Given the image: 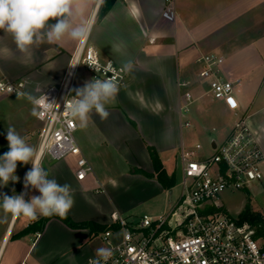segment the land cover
<instances>
[{
	"label": "crops",
	"instance_id": "1",
	"mask_svg": "<svg viewBox=\"0 0 264 264\" xmlns=\"http://www.w3.org/2000/svg\"><path fill=\"white\" fill-rule=\"evenodd\" d=\"M103 2L73 0V23L90 26L86 43L102 61H113L124 69L131 62L132 68L115 99L106 104L110 113L106 120L94 110L87 127L81 128L77 120L82 139V146L78 145L93 172L78 180L73 156L55 162L48 172L61 185L71 186L74 204L67 215L72 221L115 229L112 214L121 216L128 210L122 199H130V205L144 203L165 189L155 174L149 147L155 149L168 176H175L179 145L184 146L177 140L186 128L177 83L189 80L194 95L203 94L206 83L198 77L200 56L224 57L223 77L235 83L236 95L242 98H238L237 113L210 97L204 101L207 96L193 107L194 102L190 112L199 121L206 118L203 113L215 110L218 115L230 112L246 119L264 151V0H175L170 16L164 13L165 0H116L101 14ZM80 44L65 37L60 43L33 45L22 53L12 35L0 30V81L22 82L23 95L37 98L61 83ZM76 74L77 93L91 77L83 65ZM11 96L0 94V103ZM189 122L188 128L195 127L196 122ZM113 152L122 157L116 160ZM119 158L134 166L133 175L121 173ZM31 167L30 163L24 168L17 165L19 180L0 186V193H25L26 201L39 196L38 190L24 188V176ZM41 218L13 217L0 210V264H58V249L81 246H85L84 254L71 264H86L97 256V249L106 248L102 239L96 241L103 232L71 228L56 216L48 219L41 232L19 235Z\"/></svg>",
	"mask_w": 264,
	"mask_h": 264
},
{
	"label": "built area",
	"instance_id": "2",
	"mask_svg": "<svg viewBox=\"0 0 264 264\" xmlns=\"http://www.w3.org/2000/svg\"><path fill=\"white\" fill-rule=\"evenodd\" d=\"M174 2L165 0L166 15L174 14ZM224 62V57L215 54L197 59L198 77L206 83L199 96L194 95L191 81H178L181 114L188 113L192 104L204 96L223 103L230 112H238L235 83L222 74ZM79 65L84 66L91 81L110 79L119 87L128 72L113 61H102L94 47L84 42L74 53L61 83L36 98H44L43 105H35L39 113L36 119L40 164L44 159L53 163L76 157V177L82 181L93 170L74 136L77 120L66 115L68 101L76 96L74 84ZM23 89L22 82L0 81V94L22 96ZM183 125L188 128L191 123L186 121ZM210 148L212 155L201 160L200 144L180 149L182 195L169 212L132 221L112 214L117 227L106 230L101 238L112 251L106 264H264V247L254 237L255 229L222 211L219 204V197L226 190H241L263 179L264 151L259 140L246 119L240 118L231 133L221 143H211Z\"/></svg>",
	"mask_w": 264,
	"mask_h": 264
},
{
	"label": "clouds",
	"instance_id": "3",
	"mask_svg": "<svg viewBox=\"0 0 264 264\" xmlns=\"http://www.w3.org/2000/svg\"><path fill=\"white\" fill-rule=\"evenodd\" d=\"M102 3V0H99ZM73 0H0V30L11 34L18 50L27 53L33 45L39 47L43 43H60L67 37L83 44L90 34V26L81 23L74 25L72 19ZM55 20V23H50ZM126 71L132 68L131 62L125 66ZM119 92V86L112 80L93 79L77 90L76 96L66 105V115L78 119L81 128L87 127L89 114L95 111L101 120H106L110 113L106 104L114 100ZM26 98L33 105H43L44 98L36 99L31 95ZM48 106V105H46ZM32 114L39 115L36 108ZM6 139L9 151L0 156V186L17 182L15 174L17 162L31 164L32 167L24 176V188L38 190L39 196L24 199L25 193L13 195L0 193V210L13 217L24 216L37 219L38 216L65 217L74 204L69 184L57 182L50 178L40 161L42 154L30 146L13 127L7 128ZM97 258L90 259L89 264H106L112 256L107 248L97 249Z\"/></svg>",
	"mask_w": 264,
	"mask_h": 264
},
{
	"label": "rangeland",
	"instance_id": "4",
	"mask_svg": "<svg viewBox=\"0 0 264 264\" xmlns=\"http://www.w3.org/2000/svg\"><path fill=\"white\" fill-rule=\"evenodd\" d=\"M77 74L75 78H77ZM238 98L240 100L242 97L239 96L237 99ZM209 100L210 98L208 97L204 101L208 102ZM202 101H197L193 107L199 105ZM215 102L217 103L218 101ZM33 108L34 105L26 98V95H12L10 99L0 103V145L9 146L6 139L7 128L13 127L18 133H22V137L25 138L30 146L36 147L38 122L32 114ZM191 109L192 107L190 110ZM203 114L206 118L199 121L190 111L188 113H182L183 122L191 120L196 122V124L193 128H184L177 140L178 144L180 140H182L186 149L193 148L195 145L200 144L201 151L199 153V160L212 155V150L210 148L211 143H221L223 138L231 132L238 119H240V117H235L230 112L218 115L216 110ZM74 136L78 144L82 146L81 132L77 130ZM179 147L181 149L180 145ZM113 153L116 160L121 156L117 152ZM119 161L118 168L121 173L133 175L132 173L135 170V168H133L134 166H127L122 158H119ZM17 165L22 168L25 167V164L20 162H17ZM54 165L55 163H51L49 160L45 159L41 163V166L47 171ZM176 167L175 184L171 189H164L163 192L154 195L144 203L130 205L133 203L130 199H122V203L128 210L125 214H122L121 217L129 221L141 219L144 215L155 217L167 213L175 207L182 195L181 182L183 180V175L179 157H177ZM262 172L263 179L261 181L253 182L241 190H226L223 192L219 197V204L222 206L221 210L236 218L246 205L250 204L253 211L260 212L264 216V165L262 167ZM102 193L104 194V192ZM101 238L102 237L99 236L96 241H99ZM84 247L81 246L80 248H74L69 251L62 250V248L58 249L59 254L58 257L55 258V262L58 264H71L84 254ZM63 248H66V246Z\"/></svg>",
	"mask_w": 264,
	"mask_h": 264
},
{
	"label": "trees",
	"instance_id": "5",
	"mask_svg": "<svg viewBox=\"0 0 264 264\" xmlns=\"http://www.w3.org/2000/svg\"><path fill=\"white\" fill-rule=\"evenodd\" d=\"M115 1L116 0H104L103 7L101 9V14L106 13L111 8V6L113 5ZM148 149H149L150 156L154 164L156 176L158 177L160 182L163 184L165 189L167 190L171 189L175 184V176L172 175L171 177H169L166 170L163 168L162 164L160 163L155 149L152 147H149ZM144 174L147 175V173H144ZM50 217H44V218L38 219L34 224L28 226L21 233H19V235L22 236L32 231L41 232L44 229L45 224ZM56 217H58L67 226L71 228H90V229L96 228L98 231H101L103 233L109 229L106 226H97L91 222L76 223L72 221V219L68 215H66L65 217H59V216H56ZM238 221L240 223H247L252 228H254L255 229L254 237L256 239H259L262 242L263 247H264V216L260 212L253 211L250 204H247L246 207L238 215Z\"/></svg>",
	"mask_w": 264,
	"mask_h": 264
},
{
	"label": "water",
	"instance_id": "6",
	"mask_svg": "<svg viewBox=\"0 0 264 264\" xmlns=\"http://www.w3.org/2000/svg\"><path fill=\"white\" fill-rule=\"evenodd\" d=\"M7 151H9V146L4 147L3 149L0 150V156H1L2 154L6 153ZM53 163H55V162H53Z\"/></svg>",
	"mask_w": 264,
	"mask_h": 264
},
{
	"label": "snow or ice",
	"instance_id": "7",
	"mask_svg": "<svg viewBox=\"0 0 264 264\" xmlns=\"http://www.w3.org/2000/svg\"><path fill=\"white\" fill-rule=\"evenodd\" d=\"M230 103H233L231 100L229 101ZM233 106H234V104H233Z\"/></svg>",
	"mask_w": 264,
	"mask_h": 264
}]
</instances>
